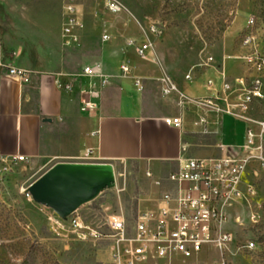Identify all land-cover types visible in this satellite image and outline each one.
Listing matches in <instances>:
<instances>
[{"label": "crops", "instance_id": "0c3cea01", "mask_svg": "<svg viewBox=\"0 0 264 264\" xmlns=\"http://www.w3.org/2000/svg\"><path fill=\"white\" fill-rule=\"evenodd\" d=\"M43 1L30 10L42 15L36 19L27 15L26 25L19 32L20 43L8 46L2 60L32 72L28 83L0 73V156L19 154L26 161L43 160L47 168L57 162H80L84 150L92 148V162L109 163L113 176L114 164L135 163L131 172L140 183L136 212H156L159 194L173 190L167 175L179 169L180 159L224 156L243 143L242 121L196 102L212 94L205 85L207 79L218 83L222 69L228 74L231 55L223 53L214 56L211 64L195 65L194 80L187 81L181 52L159 51L166 33L148 35L152 48L146 57L139 58L124 38L140 42L144 34L139 35L128 22L119 25L107 21L104 6L93 5L90 0H76L82 47L80 54L72 53L60 46L61 0H52L55 6H50V0ZM98 12L104 17H97ZM7 13L5 9L4 18ZM1 21L6 23L8 38L12 22ZM235 31L234 22L228 36ZM103 32L109 38L103 43L100 58L88 63V37L101 38ZM121 62L130 66L129 74H120ZM96 63L108 76L107 84L85 76L71 79L84 66ZM163 74L169 75L188 98L182 106L177 93L161 94L159 78ZM58 78L71 80L73 89H60ZM135 80L140 81L138 85ZM90 86L96 93V107L86 112L80 108L81 98ZM203 113L206 123L199 125L197 119ZM174 117L181 119L180 127L171 123Z\"/></svg>", "mask_w": 264, "mask_h": 264}, {"label": "rangeland", "instance_id": "374dc122", "mask_svg": "<svg viewBox=\"0 0 264 264\" xmlns=\"http://www.w3.org/2000/svg\"><path fill=\"white\" fill-rule=\"evenodd\" d=\"M119 1L123 5V12L118 15L107 12L106 20L119 25L128 22L139 35L144 34L151 23L157 24L162 33H166L159 51H180L184 71L194 70L195 65L201 64L208 56L218 58L225 53L232 56L227 66L229 78L248 76L249 65L243 56L252 51L264 55V0ZM43 2L0 0V60L7 56L4 53L8 46L20 43L19 32L23 24L26 25L28 16L36 19V16L42 15L30 10ZM100 2L90 0L91 4L103 8L104 0ZM49 4L55 6L52 0ZM59 6L60 46L80 54V39L79 45L63 44L64 19L62 4L59 3ZM5 9H8L7 18H4ZM98 16L104 17V13L98 12ZM249 17L253 19L251 27L247 26ZM1 18L12 22L8 38L5 35V20L1 21ZM234 22L236 31L228 36ZM77 29L78 26L74 28V33L79 37ZM33 30L36 32L35 28ZM248 32L254 35V39L251 44L243 45V36ZM88 41L89 63L100 58L103 43L108 40L89 35ZM262 82L263 96L252 101L249 112V116L257 121L264 119V73ZM44 162L25 159L12 161L0 156V264H111L115 238L109 235L106 221L109 215L120 214L127 227L133 228L137 209L135 198L140 188L139 181L133 178L131 172L135 163L114 164L112 181L73 210L85 224L98 227L104 233L98 238L82 240L72 234L57 233L53 229V220H64L67 214L36 200L30 191L32 182L49 168ZM244 182L253 184L254 193L228 211L226 227L232 238L226 257L231 264H264V171L254 173L248 170ZM252 214L255 215V222L250 220ZM249 241L254 243L252 249L246 248ZM217 257V250L208 245L197 255L182 257L173 254L168 260L170 264H209ZM163 262L156 257L154 247L149 244L147 261L140 264Z\"/></svg>", "mask_w": 264, "mask_h": 264}, {"label": "built area", "instance_id": "2783aa9c", "mask_svg": "<svg viewBox=\"0 0 264 264\" xmlns=\"http://www.w3.org/2000/svg\"><path fill=\"white\" fill-rule=\"evenodd\" d=\"M62 38L65 46L79 45V37L74 33L78 26V7L75 0H61ZM105 10L113 15L123 12V5L119 0H104ZM247 26L251 27V17L247 19ZM162 30L157 24H150L140 42L132 38L125 40L128 47H132L136 56L146 57L152 48V40L148 35L157 37ZM109 38L108 33L101 34L102 40ZM254 39L251 32L243 36L242 44L249 45ZM249 65L248 76L229 78L222 69L219 72V82L207 79L205 85L212 90V94L199 97L196 102L207 109L228 114L245 124L244 141L234 146V149L224 156L185 158L180 159L179 169L167 175V180L173 184V190H166L158 196L156 212L138 210L135 214L133 228L130 229L120 214L109 215L106 221L109 235L115 238L111 255V264H140L147 261V246L151 244L156 257L164 260L163 264H170L169 257L178 254L191 257L199 254L204 246L211 245L218 252V257L209 264H231L226 257L231 242V233L226 227L230 204L247 199L254 193L252 183L245 184L244 175L251 169L264 171V119L254 120L249 116L253 100L263 96L262 77L264 73V55L255 51L243 56ZM213 56H208L201 64L213 62ZM31 70L0 60V73L4 76H14L21 83H28ZM121 75L130 72V66L119 64ZM61 74H58L60 76ZM81 76L97 78L100 85L108 82V76L101 71L98 63L84 66L81 71L72 75L71 79ZM187 81L194 80L193 68L183 76ZM135 80V84H139ZM57 86L65 91L73 89L72 81L56 79ZM160 92L163 96L177 93L178 104L183 105L188 98L180 93L176 83L169 75L163 74L159 78ZM95 91L90 86L81 98V110L92 111L96 104L93 100ZM171 123L181 126V119L174 117ZM206 123L205 113L197 119V124ZM93 134V133H92ZM92 148H86L80 162L92 160ZM12 161H23V155H13ZM146 176H151L147 170ZM220 198H228V206L220 207ZM251 222H255V215H251ZM53 229L59 234H72L86 240L98 238L104 233L95 226L85 224L75 211L67 214L66 218L53 220ZM253 241L247 242L246 248L252 249Z\"/></svg>", "mask_w": 264, "mask_h": 264}, {"label": "water", "instance_id": "95a60500", "mask_svg": "<svg viewBox=\"0 0 264 264\" xmlns=\"http://www.w3.org/2000/svg\"><path fill=\"white\" fill-rule=\"evenodd\" d=\"M112 178L109 163L57 162L32 182L30 191L36 200L68 214L93 198Z\"/></svg>", "mask_w": 264, "mask_h": 264}, {"label": "bare ground", "instance_id": "6f19581e", "mask_svg": "<svg viewBox=\"0 0 264 264\" xmlns=\"http://www.w3.org/2000/svg\"><path fill=\"white\" fill-rule=\"evenodd\" d=\"M251 20H252V23H253V19H251ZM227 206H228V198H220V207H227ZM233 206H234V204H230V208L233 207Z\"/></svg>", "mask_w": 264, "mask_h": 264}]
</instances>
